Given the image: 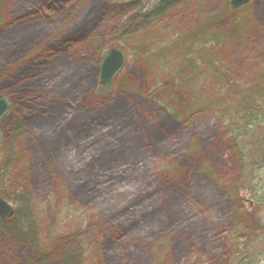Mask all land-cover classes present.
Here are the masks:
<instances>
[{
  "label": "rangeland",
  "instance_id": "1",
  "mask_svg": "<svg viewBox=\"0 0 264 264\" xmlns=\"http://www.w3.org/2000/svg\"><path fill=\"white\" fill-rule=\"evenodd\" d=\"M141 1L146 9L159 2ZM134 2L0 0L13 22L0 28V87L22 58L54 53L29 82L39 111L21 116L17 134L12 101L0 120V193L12 224L48 264L64 263L59 252L68 264H264V148L251 144L255 127L264 130V106L254 104L264 95V0L238 9L230 0H178L147 26L119 6ZM111 48L125 65L96 96ZM125 76L140 115L102 118ZM189 96L200 119L187 124H172L156 101ZM164 120L176 132L162 126L152 142ZM33 249L0 231V264H29Z\"/></svg>",
  "mask_w": 264,
  "mask_h": 264
},
{
  "label": "trees",
  "instance_id": "2",
  "mask_svg": "<svg viewBox=\"0 0 264 264\" xmlns=\"http://www.w3.org/2000/svg\"><path fill=\"white\" fill-rule=\"evenodd\" d=\"M175 1H178V0H172V1L162 2V3L157 2L155 7H152L151 9H146L141 4V2H142L141 0H139L140 4L134 2L132 4H135V5L128 6L130 4L122 3L119 6H122L123 4L127 5L126 6L127 10L134 11V20L133 21L139 23V21L141 20L143 23H145V26H147L146 24L154 21L155 19H158L164 13V11L167 10V7ZM222 1L227 2V0H222ZM57 7H58V3H55L54 8H57ZM12 23L13 22L10 21V19L5 21L3 19V17L0 15V28H3L5 30ZM17 27L18 28H15V29H21L22 33H23V29H25L26 27H30V24H25V25H21V26H17ZM86 29L87 28H85L81 31H85ZM10 31L11 30H9V32ZM5 32H3V35H2L3 37L6 36V35H4ZM12 32L13 31H11L10 33H12ZM71 33H73V32L69 33V36H67V41L69 39H72L73 36L77 35L79 33V31H75L73 34H71ZM20 36H21V34H19L18 38H20ZM218 37H220V36H218ZM29 42H31V41H29ZM202 44H205V43H202ZM53 55H54V53L51 52L49 49H43V51L39 55L34 57L35 60H31V62L25 63V62H23L25 59V57H24L21 60L19 59L20 60V61L18 60L19 64H17L15 67H13L10 71L4 72V74L7 73V75H5V76L6 77L9 76L10 79H9V82L7 81L8 84H7V82L5 83V84H7L6 86H5V84H3L0 87V91H7L8 95L10 96V98L8 96L9 101L10 102L12 101L14 103L13 107H15L14 116L16 117L15 118L16 127L13 128L14 129L13 132L15 134H17L18 131L22 130L23 125H25V123H26V117H21L22 115H26V114L33 115L34 113L39 111V108L37 106L32 105L31 102L28 101L30 99L29 97H30L31 92H32V90L30 88L31 86L29 85V82H30V79L37 77L40 73L43 72V71L40 72L42 70V65H44V62L48 56H53ZM58 60H60V59H58ZM58 60L55 63H53L52 65H54V64L58 65L57 64L59 62ZM149 60L146 58V60L142 61L141 65L144 67V68L143 67L142 68H143V70L145 69V71L151 70L152 65L149 62ZM2 76H4V75H2ZM28 79H29V81H28ZM95 90H94V94H95ZM109 90H111V89L104 90L101 93H99L98 95H96V94L95 95L100 96V95L107 94V92ZM116 91H117L116 100L112 104L106 105L104 111H102V118L104 115H108V117H110V115L111 116L118 115V116H122L123 118H126V117L133 118V117H137L135 115H138V114L140 115L138 106L134 103V102L138 103V101H139L137 99V98H139L138 92H137L138 90H137L136 85L134 83H132L128 77L125 76V77L121 78V80L118 82V84L116 86ZM175 99H177L176 101L178 103L176 102V103L170 104V103L165 102L166 99L164 97H156V101L159 102L163 108L168 107L167 111L170 115L168 117V120H170L172 122V124H178L179 122H180V124H182V123L187 124L188 122L191 123L192 121L194 122L195 120L200 119V113L198 110H195L196 104L193 102L191 96H189L188 99H185V100H182L181 98H179L181 101H179L178 98H175ZM182 101H185V103H183ZM254 104H255L256 109H258L259 111H262V107L264 106V95L261 97L260 101H257ZM168 105H170V106H168ZM262 115H264V113ZM167 121L164 120L161 122V124H159V128H157L158 131L156 130L157 131L156 133L151 132L148 134V136H150V140H152V142H153V140H156V138L158 139V137H159L158 132L160 133L159 130L161 129L162 126H164V128H168L166 126ZM259 126L260 125H257L255 127L256 128L255 131L251 132V136H253V138L251 140V144L252 145L256 144L258 146L261 145V146H263L262 147V149H263L264 148V130H258ZM260 127H263V125ZM169 132L175 133L176 128L172 127V129H169ZM165 140H167V139L165 138ZM135 147L137 148L136 144L134 143L132 148H135ZM127 149H131V146ZM127 149H125V150H127ZM262 152L263 153H261L260 162H264V151H262ZM106 162H107V160H106ZM3 195H4L3 193H0V197L4 198ZM166 195L168 196L169 200L172 198V192L170 190L167 191ZM173 203H174V201H173ZM255 208L258 211L260 209V207H255ZM14 217H15V211H14L13 216L11 217L12 221H8V220L4 221L0 218V231L2 233H4L8 238L13 239L17 243H19L21 245H27L28 244V245H30L31 248H34L33 251L35 252L36 256H34L33 260L30 261L29 264H48L49 259H51V258H49L47 256H45L46 257L45 258L44 256H42V254L44 252L37 249L36 246L34 247L33 243H31V241H29V243H27L26 242V241H28L27 237L23 236L22 232H20L19 229H15V227L12 224ZM8 222H11V223H8ZM129 224L134 225V222L133 223L130 222ZM61 254L64 255L63 256L64 258H62V262H64L63 264H68V262H69L68 256L69 255H66L63 252L58 253V255H60V256H61Z\"/></svg>",
  "mask_w": 264,
  "mask_h": 264
},
{
  "label": "water",
  "instance_id": "3",
  "mask_svg": "<svg viewBox=\"0 0 264 264\" xmlns=\"http://www.w3.org/2000/svg\"><path fill=\"white\" fill-rule=\"evenodd\" d=\"M159 1L165 2L170 0ZM251 1L252 0H230V6L233 9H238L250 3ZM125 59L126 57L124 52L117 48L110 49L109 52L104 56L99 66V76L97 81L98 92L112 86L125 65ZM10 109V103L8 100L4 96L0 95V120L8 113ZM1 142L2 135L0 133V145ZM13 214L14 210L12 206L0 197V218L4 220L12 217Z\"/></svg>",
  "mask_w": 264,
  "mask_h": 264
},
{
  "label": "bare ground",
  "instance_id": "4",
  "mask_svg": "<svg viewBox=\"0 0 264 264\" xmlns=\"http://www.w3.org/2000/svg\"><path fill=\"white\" fill-rule=\"evenodd\" d=\"M8 82H9V81H8ZM8 82H7V84H8ZM7 84H5V86H6ZM130 226H132V225H131V224L124 225V226H122V229H126V228H128V227H130Z\"/></svg>",
  "mask_w": 264,
  "mask_h": 264
},
{
  "label": "flooded vegetation",
  "instance_id": "5",
  "mask_svg": "<svg viewBox=\"0 0 264 264\" xmlns=\"http://www.w3.org/2000/svg\"><path fill=\"white\" fill-rule=\"evenodd\" d=\"M8 102L10 103V108L12 107V104H11V102L9 101V99H8Z\"/></svg>",
  "mask_w": 264,
  "mask_h": 264
}]
</instances>
